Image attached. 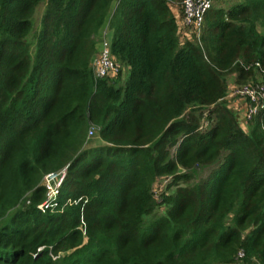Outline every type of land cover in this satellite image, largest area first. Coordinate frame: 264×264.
<instances>
[{
    "label": "trees",
    "instance_id": "obj_1",
    "mask_svg": "<svg viewBox=\"0 0 264 264\" xmlns=\"http://www.w3.org/2000/svg\"><path fill=\"white\" fill-rule=\"evenodd\" d=\"M181 1L0 0V264H264V110L225 103L264 84V0L182 43ZM106 26L124 79L93 77Z\"/></svg>",
    "mask_w": 264,
    "mask_h": 264
},
{
    "label": "built area",
    "instance_id": "obj_2",
    "mask_svg": "<svg viewBox=\"0 0 264 264\" xmlns=\"http://www.w3.org/2000/svg\"><path fill=\"white\" fill-rule=\"evenodd\" d=\"M214 0H182L180 4V18L177 20L179 35H184V40H191L192 37H200L204 19L211 9ZM192 34V35H190ZM90 68L94 79L115 78L121 71L111 56L110 42L105 38L101 41L100 48L93 57ZM234 97L239 98L235 108L243 109L244 119L256 115L258 111L264 110V84H247L242 88H235L232 92ZM238 111H240L238 109ZM241 112V111H240ZM206 125L202 124V127ZM203 129V128H202ZM95 127L90 126L87 132V139L94 135ZM66 169L49 173L43 178V186L46 191L45 201L38 206L42 212L53 209L57 206L59 188L65 178Z\"/></svg>",
    "mask_w": 264,
    "mask_h": 264
},
{
    "label": "rangeland",
    "instance_id": "obj_3",
    "mask_svg": "<svg viewBox=\"0 0 264 264\" xmlns=\"http://www.w3.org/2000/svg\"><path fill=\"white\" fill-rule=\"evenodd\" d=\"M234 1L236 0H215L213 5L215 7H221L223 9L227 8V7H230L233 5ZM180 4L181 2H178V3H172L171 4V8L173 10H177L179 14H177V20H179L180 18ZM116 6V2L115 4L112 6V9H114ZM40 11L41 9L37 12L36 16L35 17H38L40 15ZM192 35V34H190ZM103 38H107V41L111 43V32L109 31L108 27L106 26L102 31H101V37H100V42L102 41ZM185 38L184 35H179V41L182 43V39ZM99 42V44H100ZM100 46V45H99ZM100 47H98L99 49ZM126 75V69L125 68H122L121 70V78L124 79ZM226 80H227V96H226V99H225V103L228 107V109H230L233 114L235 115L236 117V120L239 124V126L245 131L247 132V129H246V126H245V119L243 117V112L241 111L240 107L238 108H235V106L238 104V102L240 101L239 98L237 97H234L232 95V92L234 91L235 88H242L243 86H240V85H235L234 84V80H235V76L234 75H228L226 76ZM245 86V85H244ZM238 109L241 111H238ZM205 115V114H204ZM202 124L203 125H206V124H209L206 122V117L203 118L202 120ZM207 127V126H206ZM203 126V128H206ZM99 145H101V143L99 142L97 136H96V128H95V132H94V135L91 136V138L88 140V144L86 146V148H96L98 147ZM217 166V165H216ZM216 166L214 167H205L203 169H199L197 171V178L195 180H199L201 178H205L208 176V174L210 173V171L215 168ZM168 180L167 179H162V180H159L156 184H155V187H154V193H155V196L158 197L159 195L162 194V192H165V189H166V186L168 184ZM228 221H230L228 219Z\"/></svg>",
    "mask_w": 264,
    "mask_h": 264
},
{
    "label": "crops",
    "instance_id": "obj_4",
    "mask_svg": "<svg viewBox=\"0 0 264 264\" xmlns=\"http://www.w3.org/2000/svg\"><path fill=\"white\" fill-rule=\"evenodd\" d=\"M172 12H173L175 18H177L176 16H177V14H179L178 11L177 10L175 11V10L172 9ZM241 111L243 112V109H241Z\"/></svg>",
    "mask_w": 264,
    "mask_h": 264
}]
</instances>
